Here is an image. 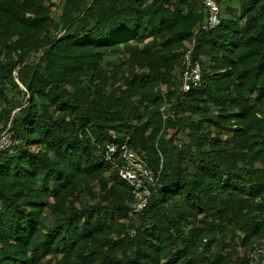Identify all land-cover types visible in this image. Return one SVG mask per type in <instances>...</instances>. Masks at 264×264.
Listing matches in <instances>:
<instances>
[{
    "label": "trees",
    "instance_id": "obj_1",
    "mask_svg": "<svg viewBox=\"0 0 264 264\" xmlns=\"http://www.w3.org/2000/svg\"><path fill=\"white\" fill-rule=\"evenodd\" d=\"M200 1L65 0L56 18L52 0H0V136L15 142L0 264H247L239 248L264 239V0L213 29ZM189 50L202 79L183 92ZM108 143L158 174L138 213Z\"/></svg>",
    "mask_w": 264,
    "mask_h": 264
},
{
    "label": "built area",
    "instance_id": "obj_2",
    "mask_svg": "<svg viewBox=\"0 0 264 264\" xmlns=\"http://www.w3.org/2000/svg\"><path fill=\"white\" fill-rule=\"evenodd\" d=\"M220 0H202L206 12L205 23L201 28L213 29L220 23ZM190 46V50H191ZM190 50L185 53L183 68L179 72L180 90L187 92L201 84L200 62L193 60ZM15 144L11 134L5 131L0 136V153ZM100 159L114 166L121 181L131 190L132 201L128 204L132 214L140 212L156 192L158 174L147 164L146 157L139 155L127 143H108L100 154ZM247 264H264V239L253 244L247 252Z\"/></svg>",
    "mask_w": 264,
    "mask_h": 264
},
{
    "label": "rangeland",
    "instance_id": "obj_3",
    "mask_svg": "<svg viewBox=\"0 0 264 264\" xmlns=\"http://www.w3.org/2000/svg\"><path fill=\"white\" fill-rule=\"evenodd\" d=\"M64 1L65 0H52V2L54 4L53 10L55 12L56 18H58L59 14H60V10L62 9V7L64 5ZM241 2H242V0H223L222 4L220 6L221 16L222 17H230V18L231 17L232 18L237 17L239 12H240L239 9H240ZM200 4L202 6L201 1H200ZM122 61H123V58L121 56L108 54L105 56L104 64L109 63L111 66H115V65L121 63ZM256 241H258V240H256ZM248 247L242 248V249L239 248V250H238L239 255L243 256V254L248 251V249H249Z\"/></svg>",
    "mask_w": 264,
    "mask_h": 264
}]
</instances>
